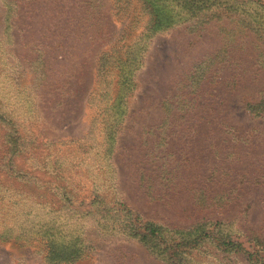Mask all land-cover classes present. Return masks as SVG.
Returning a JSON list of instances; mask_svg holds the SVG:
<instances>
[{"label":"rangeland","instance_id":"1","mask_svg":"<svg viewBox=\"0 0 264 264\" xmlns=\"http://www.w3.org/2000/svg\"><path fill=\"white\" fill-rule=\"evenodd\" d=\"M262 99L264 0H0V264H264Z\"/></svg>","mask_w":264,"mask_h":264},{"label":"trees","instance_id":"2","mask_svg":"<svg viewBox=\"0 0 264 264\" xmlns=\"http://www.w3.org/2000/svg\"><path fill=\"white\" fill-rule=\"evenodd\" d=\"M184 2H187L189 0H181ZM193 1V0H191ZM106 73V71L104 72ZM103 76V75H101ZM105 80V79H103ZM103 84H106L105 82H102ZM109 83V82H108ZM107 86V85H105ZM258 107L261 108V110H264V99H262L260 101V103L257 105ZM258 107L256 110H258ZM255 114H259L258 111H255ZM66 189H59V193H55L57 194L56 196L58 197V199L61 201V203L63 204V196H66ZM95 200H100V197L98 195H95L92 197L91 201H95ZM19 202H16V204H18ZM22 203V202H20ZM123 212V216L125 215H131V212L129 211H122ZM32 212L29 210H25L23 207L21 210H18L15 212V217H14V223H20L19 227H17L16 229H18L16 232H10L8 236H12V241L13 242H18V241H22L26 243H29L28 238L32 239L33 241H31V245H37L40 244V242L42 241L40 239V237L43 235L45 236V234H48V236H50L51 239L47 238V241H45L43 243V246L46 248V250L48 251H61L60 255H65L66 251L70 250L72 247L71 246H67L65 244V242L61 241V238H63V233L61 232V230H59V226H56L57 221L53 218V217H49V219L53 218L54 220L52 222L48 221L49 219H44L43 222H41L37 227L35 226H28V224H30L33 219L31 218ZM57 217V216H56ZM24 218H27L28 221L24 220ZM134 219H138V216H135ZM41 221V220H40ZM23 223H26V227L27 229L23 226ZM29 228V229H28ZM158 229L152 224L148 225L145 228V232L152 236L155 235L157 233ZM6 232V230L4 231ZM40 233V234H39ZM34 235V236H32ZM0 236H3V234H1ZM80 238V237H77ZM78 240V239H77ZM72 242V241H70ZM75 242H79L78 245H73L72 251L70 253H68V255H71L73 252L75 253V255H78L80 252H82L83 249V244L81 241H76ZM28 245V244H27ZM49 253V252H48ZM48 253L46 255H48Z\"/></svg>","mask_w":264,"mask_h":264}]
</instances>
